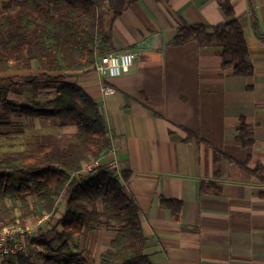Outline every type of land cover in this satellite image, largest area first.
Instances as JSON below:
<instances>
[{
	"label": "crops",
	"instance_id": "crops-1",
	"mask_svg": "<svg viewBox=\"0 0 264 264\" xmlns=\"http://www.w3.org/2000/svg\"><path fill=\"white\" fill-rule=\"evenodd\" d=\"M229 2L232 16L219 0H135L117 17L107 12L114 51H132L135 63L107 80L112 95L101 93L94 69L72 78L106 118L111 146L102 163L133 173L127 189L139 204L153 264H264V0ZM231 19L242 23L251 76L224 68L216 43L171 45L182 25ZM43 92L40 99L30 91L34 102L54 98ZM244 123L250 143L238 137ZM162 197L182 202L179 217ZM114 237L87 226L75 245L100 264Z\"/></svg>",
	"mask_w": 264,
	"mask_h": 264
},
{
	"label": "trees",
	"instance_id": "trees-1",
	"mask_svg": "<svg viewBox=\"0 0 264 264\" xmlns=\"http://www.w3.org/2000/svg\"><path fill=\"white\" fill-rule=\"evenodd\" d=\"M133 2H0V224L59 212L64 199L58 220L62 230L48 241L43 235L28 238L27 252L3 264H92L75 245L87 226L115 233L100 255V264H153L145 252L139 204L127 189L132 171L102 164L88 174H77L86 162L103 156L111 139L100 104L72 78L92 69L98 55L115 50L112 21H106V13L112 11L117 17ZM219 2L232 16L229 0ZM190 42L216 43L222 66H232L235 76L254 73L238 19L215 26L182 25L171 45ZM9 74L20 76L5 77ZM12 86L29 89L35 97L46 91L54 98L45 104H15L8 97ZM37 119L40 127L35 125ZM49 121L77 129L48 130ZM247 133L249 126L244 123L238 131L244 143L251 142ZM161 204L180 216V200L162 197Z\"/></svg>",
	"mask_w": 264,
	"mask_h": 264
},
{
	"label": "built area",
	"instance_id": "built-area-1",
	"mask_svg": "<svg viewBox=\"0 0 264 264\" xmlns=\"http://www.w3.org/2000/svg\"><path fill=\"white\" fill-rule=\"evenodd\" d=\"M136 61V55L132 51H110L98 55L92 69H94L101 78V93L103 95H112L116 93L114 86L107 82L108 79L120 76L129 69ZM101 158L86 162L77 174H88L95 167L102 165ZM112 167V166H111ZM47 216V215H45ZM43 220L40 221L42 223ZM34 225L24 223L20 218L15 221L0 225V256L4 263L10 260H16L21 253L28 250V238L35 237Z\"/></svg>",
	"mask_w": 264,
	"mask_h": 264
},
{
	"label": "rangeland",
	"instance_id": "rangeland-1",
	"mask_svg": "<svg viewBox=\"0 0 264 264\" xmlns=\"http://www.w3.org/2000/svg\"><path fill=\"white\" fill-rule=\"evenodd\" d=\"M20 73H28V72H20ZM20 75L15 74H9L5 77H11V78H17ZM73 80V79H72ZM23 87L18 86H12L9 90V99L12 102H18L21 104H28L31 105L34 103V96L30 93V91ZM46 98L45 92H42V95L40 96V99ZM35 125L40 127L41 121L39 119L36 120ZM45 127L48 130L52 131H58L61 132L65 129V127H60L56 121H49L46 123ZM14 129V128H13ZM29 200L32 199V197H28ZM64 205V199L62 198L59 203V207ZM61 207L59 208V212L44 216L42 218H28L25 221L21 220L24 223H31L34 225V233L35 235H43L44 240L48 241L55 237L60 225L58 223V214H60ZM19 215V213L17 214ZM21 219V218H20ZM42 223H40V221ZM8 220H6L4 223H7ZM3 223V224H4ZM1 225V224H0Z\"/></svg>",
	"mask_w": 264,
	"mask_h": 264
}]
</instances>
